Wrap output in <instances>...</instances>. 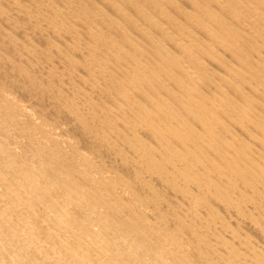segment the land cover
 I'll list each match as a JSON object with an SVG mask.
<instances>
[{
	"label": "bare ground",
	"instance_id": "6f19581e",
	"mask_svg": "<svg viewBox=\"0 0 264 264\" xmlns=\"http://www.w3.org/2000/svg\"><path fill=\"white\" fill-rule=\"evenodd\" d=\"M0 264H264V0H0Z\"/></svg>",
	"mask_w": 264,
	"mask_h": 264
}]
</instances>
